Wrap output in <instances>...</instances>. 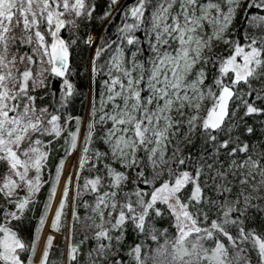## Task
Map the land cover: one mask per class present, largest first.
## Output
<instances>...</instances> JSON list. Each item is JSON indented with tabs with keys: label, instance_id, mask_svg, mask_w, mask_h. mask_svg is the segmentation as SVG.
Here are the masks:
<instances>
[{
	"label": "snow or ice",
	"instance_id": "6c2138e0",
	"mask_svg": "<svg viewBox=\"0 0 264 264\" xmlns=\"http://www.w3.org/2000/svg\"><path fill=\"white\" fill-rule=\"evenodd\" d=\"M98 7L0 0V264H264V0Z\"/></svg>",
	"mask_w": 264,
	"mask_h": 264
},
{
	"label": "trees",
	"instance_id": "16d2710c",
	"mask_svg": "<svg viewBox=\"0 0 264 264\" xmlns=\"http://www.w3.org/2000/svg\"><path fill=\"white\" fill-rule=\"evenodd\" d=\"M97 3L99 5L97 11L98 12H103L104 7L107 2L104 0H97ZM95 32L99 33L103 30L102 26L97 23L95 25V28L93 29ZM112 33H115V28L111 29ZM75 56L73 58V64L75 68L79 69V76L75 78L77 88H78V93L77 95L72 99L71 104L69 105L68 112L71 115L74 116H84V111L86 108L87 104V93H88V60L90 58V51L83 45H81L80 48L75 49ZM58 86V84H57ZM63 155L62 151L59 149V145L56 146L53 155H52V166H53V171H54V165L58 163L59 158ZM84 175H87V173H84ZM48 194V186L46 185L39 196V199L41 202L45 199V197ZM81 212H83V209H81ZM32 227V224L26 222L23 225V228L25 230V234H27L28 230H30ZM58 244L61 245V248L53 253V259L59 256V252L63 250V244L64 241L62 239L57 242Z\"/></svg>",
	"mask_w": 264,
	"mask_h": 264
},
{
	"label": "rangeland",
	"instance_id": "374dc122",
	"mask_svg": "<svg viewBox=\"0 0 264 264\" xmlns=\"http://www.w3.org/2000/svg\"><path fill=\"white\" fill-rule=\"evenodd\" d=\"M104 1L107 2V0H104ZM95 33L97 35H99V33H97V32H95ZM88 83H89V85H88V93H87V104H86V108H85V111H84V116H85V114H86V112L88 110V102H89V88H90L89 72H88ZM69 161H70V165H71L72 164V159L69 158ZM70 196H71V193H70ZM60 239H61V237L60 236H57L56 242H59Z\"/></svg>",
	"mask_w": 264,
	"mask_h": 264
},
{
	"label": "bare ground",
	"instance_id": "6f19581e",
	"mask_svg": "<svg viewBox=\"0 0 264 264\" xmlns=\"http://www.w3.org/2000/svg\"><path fill=\"white\" fill-rule=\"evenodd\" d=\"M67 163L70 165V161L68 160ZM68 170L66 169L65 174H67ZM63 186V181L61 182V187ZM59 236V235H58Z\"/></svg>",
	"mask_w": 264,
	"mask_h": 264
}]
</instances>
